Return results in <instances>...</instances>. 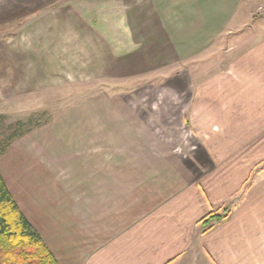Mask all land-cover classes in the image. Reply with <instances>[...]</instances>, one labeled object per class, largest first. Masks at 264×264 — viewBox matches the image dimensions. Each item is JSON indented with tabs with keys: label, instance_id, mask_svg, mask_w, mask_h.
<instances>
[{
	"label": "crops",
	"instance_id": "crops-1",
	"mask_svg": "<svg viewBox=\"0 0 264 264\" xmlns=\"http://www.w3.org/2000/svg\"><path fill=\"white\" fill-rule=\"evenodd\" d=\"M40 1L6 0L0 17L43 14L54 36L80 33L74 42L97 50L92 61L105 77L128 80L160 71L162 80L163 69L177 68L166 80L175 89L150 94L162 97L161 104L153 99L129 110L133 120L99 123L96 172H72L31 211L12 193L59 263L264 264V168L235 171L226 157L232 136L237 144L250 143L248 128L255 124L249 126V113H264V42L248 44L242 34L232 40L260 5L243 15L242 0H49L54 6L45 9ZM109 17L114 23L106 25ZM253 43L256 51L228 63L233 53L225 49ZM202 90L211 102L207 113L226 103L236 115L232 126L219 128L211 116L196 119V106L181 120ZM263 123L262 115L256 128ZM257 143L264 144V135ZM231 205L221 219L202 221Z\"/></svg>",
	"mask_w": 264,
	"mask_h": 264
},
{
	"label": "rangeland",
	"instance_id": "rangeland-1",
	"mask_svg": "<svg viewBox=\"0 0 264 264\" xmlns=\"http://www.w3.org/2000/svg\"><path fill=\"white\" fill-rule=\"evenodd\" d=\"M70 1L79 5L89 2ZM5 2L0 0V6ZM40 3L41 8L45 9L54 6L55 2L42 0ZM56 3L60 5V2ZM258 5L260 8L249 18L248 25L245 26L243 22V29L233 32V41L242 34V39H247L248 44L264 42V0H242L240 9L244 15L246 10L251 11V8L255 9ZM99 19L94 17L96 23ZM49 22L50 18L43 14L0 17V136L8 135L19 121L27 129L0 157V170L9 178L12 193L20 205L29 211L30 205L33 208V202H48L49 188L63 185L72 172H96L94 164L98 125L103 120L122 123L133 120L136 114L129 110L151 103L153 99L161 104L162 97L150 96L151 92L155 89L161 94L165 89H175V82L166 80L177 73V68L170 69L171 66L163 69L167 73L163 75L165 78L162 76V80L160 71L128 80L105 77L99 72L97 62L92 61L97 50L93 53V50L74 42L73 38L80 33L56 32L54 36L55 32L50 30ZM113 23L114 18L109 17L105 24ZM110 34L116 36L114 32ZM240 47L243 48L232 51L229 47L224 50L227 55L233 53L228 55L231 58L229 64L234 63L241 53L257 49L254 43ZM236 50L238 53L235 54ZM220 59L217 60L218 65ZM195 64L201 66L199 62ZM188 68L192 71L193 64L188 65ZM201 79L200 84L207 87V82ZM203 91L191 103V107L186 109L187 112L180 116L181 120L186 115L187 121L191 114L189 110L196 106L195 109H201L199 113L196 110V119L208 121V116H211L215 123L220 122L217 125L219 128L222 124L225 129L232 126L236 115L226 103L223 111L217 109L207 113L211 102L208 94ZM257 107L254 105L251 108ZM221 115L225 117L224 120L217 118ZM262 115L256 118V110L248 115L249 126L255 124L254 129L248 128L252 135L249 134L250 143L244 140L245 143H235L239 140L237 136H232V141L229 139L233 142V150H228L226 157L233 170L257 172L259 167L264 168V144L257 143L259 137L264 135H260L264 126L256 128ZM230 210L232 205L227 206L222 213L226 215Z\"/></svg>",
	"mask_w": 264,
	"mask_h": 264
},
{
	"label": "trees",
	"instance_id": "trees-1",
	"mask_svg": "<svg viewBox=\"0 0 264 264\" xmlns=\"http://www.w3.org/2000/svg\"><path fill=\"white\" fill-rule=\"evenodd\" d=\"M1 119L0 116V123ZM24 126L25 124L19 121L8 135L0 136V157L10 149L18 137L25 133L27 129ZM224 216L223 213H213L202 221L219 220ZM206 225V228L211 226L208 223ZM0 264H60L41 234L20 208L1 171Z\"/></svg>",
	"mask_w": 264,
	"mask_h": 264
}]
</instances>
